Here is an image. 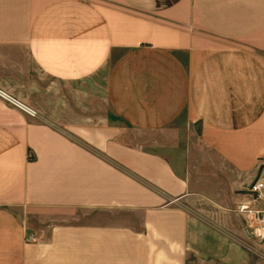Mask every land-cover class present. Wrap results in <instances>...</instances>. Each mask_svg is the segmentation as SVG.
Masks as SVG:
<instances>
[{
	"label": "crops",
	"instance_id": "0c3cea01",
	"mask_svg": "<svg viewBox=\"0 0 264 264\" xmlns=\"http://www.w3.org/2000/svg\"><path fill=\"white\" fill-rule=\"evenodd\" d=\"M258 178L264 0H0V264H264Z\"/></svg>",
	"mask_w": 264,
	"mask_h": 264
},
{
	"label": "built area",
	"instance_id": "2783aa9c",
	"mask_svg": "<svg viewBox=\"0 0 264 264\" xmlns=\"http://www.w3.org/2000/svg\"><path fill=\"white\" fill-rule=\"evenodd\" d=\"M247 194L254 199L264 198V181L259 178L254 180L246 188ZM237 211L243 215L246 225L251 229L256 237H264V208L251 207L248 202H242L238 205ZM33 235L27 236V241H34Z\"/></svg>",
	"mask_w": 264,
	"mask_h": 264
},
{
	"label": "rangeland",
	"instance_id": "374dc122",
	"mask_svg": "<svg viewBox=\"0 0 264 264\" xmlns=\"http://www.w3.org/2000/svg\"><path fill=\"white\" fill-rule=\"evenodd\" d=\"M196 128V131H199V126L195 127Z\"/></svg>",
	"mask_w": 264,
	"mask_h": 264
}]
</instances>
